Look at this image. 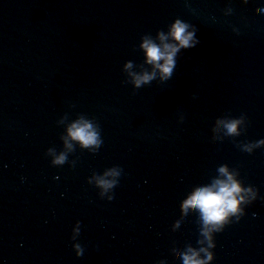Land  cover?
I'll use <instances>...</instances> for the list:
<instances>
[{
    "label": "water",
    "instance_id": "1",
    "mask_svg": "<svg viewBox=\"0 0 264 264\" xmlns=\"http://www.w3.org/2000/svg\"><path fill=\"white\" fill-rule=\"evenodd\" d=\"M177 19L199 43L162 79L141 43ZM260 141L264 0H0V264H183L208 247L187 201L221 167L254 197L211 264H264Z\"/></svg>",
    "mask_w": 264,
    "mask_h": 264
},
{
    "label": "clouds",
    "instance_id": "2",
    "mask_svg": "<svg viewBox=\"0 0 264 264\" xmlns=\"http://www.w3.org/2000/svg\"><path fill=\"white\" fill-rule=\"evenodd\" d=\"M158 41L159 43L146 37L141 43V48L144 52L145 62L158 70L162 79L171 77L176 64L175 58L181 49H190L199 43L195 31H190L189 25L179 19L169 26L167 34L163 32L158 34ZM126 67H131V64ZM155 75L156 71L137 75L135 77L136 86L139 87L150 82ZM240 122V120H231L223 123L228 134H236ZM68 134L85 147L98 145L100 142L97 131L87 121L74 123L68 129ZM260 143L264 144V141H260ZM247 150L250 151L251 148L249 147ZM63 160L64 156H60L55 162L62 163ZM219 172L221 179L215 180L210 186L202 187L187 201L186 207L189 212L195 208L200 213L205 226L203 235L208 241V247L201 248L199 251L192 248L188 249L186 253L182 254L183 264H211L214 260V253L209 249L215 247L212 232L222 231L224 226L231 222L232 216L239 218L240 215H243V209L240 205L247 203L246 195L252 194L251 188H242L239 181L226 167H221ZM117 174L111 172L107 175ZM98 183L103 188L108 189L115 184V181L109 182L101 178ZM252 195L254 197V194ZM201 252L205 254L204 258H201Z\"/></svg>",
    "mask_w": 264,
    "mask_h": 264
}]
</instances>
